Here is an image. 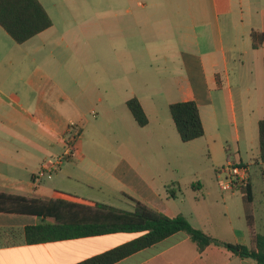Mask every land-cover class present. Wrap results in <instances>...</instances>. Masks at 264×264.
I'll list each match as a JSON object with an SVG mask.
<instances>
[{"label": "crops", "instance_id": "1", "mask_svg": "<svg viewBox=\"0 0 264 264\" xmlns=\"http://www.w3.org/2000/svg\"><path fill=\"white\" fill-rule=\"evenodd\" d=\"M38 1L51 20L50 28L19 45L0 27V193L42 200L63 199L89 206L100 203L84 198L83 193L86 190L92 192V187L83 184L75 176L78 174L67 171L71 165V170H75L85 158L93 163L91 157L78 151V140L73 145L72 156L66 157L51 177L46 178V182L43 179L36 181L34 175L43 164L68 152L67 134L70 128L75 127L80 131L78 139L81 138L85 122L83 115L88 109L96 108V102L101 103L100 97H97L98 91L102 92L101 96L112 100L115 80L108 83L97 74L98 67L103 65V59L99 58V49L103 46L114 50L112 45L116 41L123 51L122 66L126 67L127 75L126 79L122 78L125 92L130 89V67L138 75L147 64H157L158 58L170 60L175 57L171 51L199 59L202 68L200 75L194 73L184 59L183 66L189 74L202 77L203 85L199 91L191 84L187 85L182 90V100L179 102L196 103L204 128L202 138L207 143L210 159L214 157L217 147L221 146L219 139L215 138L218 137L219 127L226 124L223 115L227 111L235 114L229 66L239 68L247 61L252 70L250 75L264 82V0H90V3H95L94 8L81 10V14L76 6V2L81 0ZM83 16H86L85 19ZM59 27L61 33L58 32ZM79 32L89 38L88 58L67 60L59 53L55 54L61 47H69L64 41L65 34L71 33L74 41H77ZM67 65L74 67V72L69 68L72 73L66 74ZM83 66L93 67V74H81ZM83 85L90 89H83ZM257 89L258 86L255 97L261 108L264 92ZM127 97L130 96L125 99ZM139 102L149 124V115L141 100ZM238 103L241 104V101ZM170 104L172 102L167 104V108ZM108 106H112V101ZM153 107L152 104L149 108ZM90 115L95 117L96 113L91 110ZM207 131L211 133L208 135ZM156 145L160 146L157 141ZM238 158L239 162L234 163L245 165L239 148ZM254 165L264 168L259 160ZM248 179L251 184L249 174ZM166 187L163 185V198L155 199L154 195L155 198L149 197L143 204L169 218L181 214L193 228L224 243L254 248L253 236H264V203L259 204L258 208L254 207L253 202L250 204L253 222L249 226L245 219V205L240 203V199H237L239 202L235 209L237 222L231 219V198L236 189L232 192L219 189L221 193L230 194V203L222 195L221 208L216 202H207L211 196L207 192L202 202L194 197V201L188 205L189 209L185 210V195L178 196L175 188L171 187L169 191L174 194L171 198ZM191 187L200 188L198 184ZM253 190L251 186L252 201L255 195ZM42 222L52 223L53 220L0 213V229L16 238L15 245L0 246V264H77L138 236L116 233L37 245L25 244L23 229ZM115 264L256 263L215 245H209L199 252L185 234L177 233Z\"/></svg>", "mask_w": 264, "mask_h": 264}, {"label": "rangeland", "instance_id": "2", "mask_svg": "<svg viewBox=\"0 0 264 264\" xmlns=\"http://www.w3.org/2000/svg\"><path fill=\"white\" fill-rule=\"evenodd\" d=\"M81 1L76 2L80 14L81 10L94 8L95 3H90V0ZM83 17L85 19L86 16ZM58 32L61 33L60 27ZM76 36H79V39L74 41L71 33L65 34L64 41L69 47L67 49L61 47L55 54L59 53L67 60L88 58L89 38L82 32ZM112 46L114 50L105 46L99 49L101 50L99 58L103 59L101 62L103 65L98 67L97 72L98 76L104 77L108 83L112 79L115 80L112 100L101 96L102 92L98 91L97 97H100L101 103L96 102V108L88 109L83 115L85 122H83L81 138L78 139L80 131L75 130V127L70 128L67 134V144L78 140V151L93 160L92 163L85 158L86 160L75 170H71L72 165L68 166L69 170L67 169L72 174H78L75 176L83 184L92 187L90 188L92 192L86 190L83 193L85 195L82 196L86 199L98 200L101 204L131 211L132 203L127 201L124 195L143 203L149 197L155 198L154 195L155 199L163 198V185H167V191L174 187L178 196L185 195L183 203L185 210L189 209L188 205L194 201V197L202 202L207 192L211 193L208 203L216 202L220 205L222 195L230 203L228 200L230 194L219 191L216 171L224 167L227 162H239V148L241 160L245 164L242 166L248 168L251 177V186L255 193L252 201L254 207L258 208L259 204L264 203V168L254 165L259 158L258 122L264 119V97L263 105L259 108L260 103L255 97V89L258 86L257 90L264 92V88L261 87H264V82L257 81L254 75H250L252 70L249 63L244 61L239 68L234 67L235 65L229 66V82L234 95L235 114L227 111L225 116L223 115L226 124L219 127L218 137L215 138V140L219 139L218 143H221V146L217 147L214 157L210 159L207 143L203 138L189 143L180 141L167 108L168 103L182 100V90H185L187 85L191 84L195 90H200L203 85L202 77L189 74L183 66L184 59L189 64V68L200 75L202 68L199 59L187 58L179 51H171L175 57L170 60L158 58L157 64H147L138 75H135L130 67V89L125 92L122 82V78L127 77L126 67L122 66L124 54L116 41ZM160 53L163 54L164 51ZM69 68L74 72V67L67 65L66 74L72 73ZM81 68V74L88 76L93 74V67ZM85 88L90 89L83 85V89ZM133 95L140 98L137 99L141 100L150 118L148 126L143 128L137 126L124 103V100L133 98ZM126 96L130 97L125 99ZM239 100L241 104L238 103ZM109 101H112V106H108ZM152 104L155 108H149ZM91 110L96 113L95 117L90 115ZM210 133L207 131L208 135ZM156 141L160 146L156 145ZM73 152L74 148L72 154ZM66 166L67 163L64 164V167ZM44 181L46 182L47 179L44 178ZM193 184H198L200 188L192 189ZM261 192L262 194H259ZM237 199H240V203H244L240 189H236L231 198L229 212L234 222H237L235 210L236 203L239 202ZM219 207L221 208V205Z\"/></svg>", "mask_w": 264, "mask_h": 264}, {"label": "trees", "instance_id": "3", "mask_svg": "<svg viewBox=\"0 0 264 264\" xmlns=\"http://www.w3.org/2000/svg\"><path fill=\"white\" fill-rule=\"evenodd\" d=\"M0 27L13 42L20 45L50 28L51 20L38 0H0ZM125 105L138 127L143 128L148 124V118L137 98L127 100ZM168 111L182 143H189L204 136L199 110L194 101L172 103ZM74 143H70L72 148ZM258 146V160L264 165V119L258 122ZM235 189H240L243 194L245 219L251 226L252 194L249 179ZM124 196L132 203L131 211L101 203L89 206L63 199L42 200L0 193V213L34 216L43 221L48 218L53 220L52 223L42 222L25 227L22 237L27 245L116 233L138 235L125 244L77 264H115L177 233L185 234L199 252L209 245H215L225 248L241 259H251L256 264H264L263 235L253 236L254 248L224 243L193 228L181 214L169 218L129 196ZM169 196L174 197L172 191H169ZM15 239L13 234L0 229V246H13Z\"/></svg>", "mask_w": 264, "mask_h": 264}, {"label": "built area", "instance_id": "4", "mask_svg": "<svg viewBox=\"0 0 264 264\" xmlns=\"http://www.w3.org/2000/svg\"><path fill=\"white\" fill-rule=\"evenodd\" d=\"M72 141V140H71ZM68 144V152L57 158L54 161H49L35 173L34 179L36 181L42 180L44 178L49 179L52 173L59 167L63 162L64 158L72 155V146ZM217 185L222 192H232L236 186H242L248 180L247 168L227 162L226 165L216 171Z\"/></svg>", "mask_w": 264, "mask_h": 264}]
</instances>
